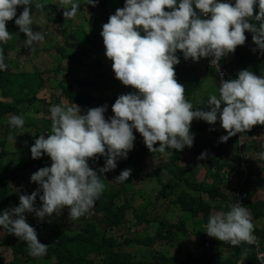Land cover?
I'll return each instance as SVG.
<instances>
[{"label": "clouds", "instance_id": "clouds-1", "mask_svg": "<svg viewBox=\"0 0 264 264\" xmlns=\"http://www.w3.org/2000/svg\"><path fill=\"white\" fill-rule=\"evenodd\" d=\"M80 3L81 0H58L57 6L63 9L65 19H74L83 3L96 6L98 0ZM32 4L41 12L45 7L35 0H0V43L7 44L12 38L6 22L14 18L20 32L26 34L25 46L43 42L42 32H34L31 27L34 24ZM18 6H23V11L17 17ZM256 6L259 11L254 14ZM252 19L256 23H250ZM245 31L252 33L254 44L264 54V0H235L234 4L222 0H125L124 6L117 8L102 25L100 35L115 78L125 86L124 91L127 86L135 91L120 94L111 106L114 115L107 119L104 115L107 105L90 108L87 104L89 109L85 114H81L76 104L50 107V131L46 129L47 136L41 134L35 139L31 156L38 159L47 154L51 166L40 167L32 173L30 179L39 187L31 192L23 188L19 205L0 214L3 233L14 234L25 241L30 255H45L47 244L39 242L35 228L27 223L24 214L35 213L41 221L53 213L59 214L65 207L69 209L71 220L87 214L105 189L101 174L114 170L117 159H126L133 149V129L141 134L149 151L162 154L166 149H171L172 154V149L182 151L185 146L193 145L190 127L194 119L214 124L219 118L227 132L220 138L222 141L238 134L243 148L249 142L254 144V140L264 143V135L259 133L251 140L241 136L255 125H264V76L244 69L236 78L226 79L231 67L228 72L221 63L224 62L222 57L245 44ZM177 50L185 60L199 62L205 57L208 66L217 68L220 63L223 75L217 70V95L207 96L211 92L208 90L201 97L208 110L194 109L186 100L185 87L177 81L174 68L180 63ZM6 69L4 50L0 47V70ZM222 105L225 106L221 109ZM8 123L13 128H22L25 121L23 116L12 115ZM156 142H159L158 148L154 147ZM238 152L241 158L225 175L230 183L244 182L251 168L248 153L245 154L244 149ZM205 155L201 153L200 158ZM99 157L105 159L103 167L97 171L89 163L90 160L97 162ZM260 158L264 159V153ZM254 165L262 166L260 162ZM130 175L131 169H125L115 179L123 182ZM250 192L249 189L237 190L228 211L209 216L205 232L233 246L242 242L250 244L256 263L264 264V242H260L257 233L264 217L257 220L253 216V207L262 198ZM38 195L42 202L40 208L35 207ZM8 244L5 246H10ZM227 254L232 257V251Z\"/></svg>", "mask_w": 264, "mask_h": 264}, {"label": "trees", "instance_id": "trees-1", "mask_svg": "<svg viewBox=\"0 0 264 264\" xmlns=\"http://www.w3.org/2000/svg\"><path fill=\"white\" fill-rule=\"evenodd\" d=\"M117 1V0H115ZM115 1L111 3H115ZM119 5L111 6L113 11L117 8L124 6L125 0H119ZM100 1L98 0V3ZM104 2V8L102 4L96 5L97 12H95L90 20L89 27L91 34L76 29L71 30L69 38L81 39L88 42L89 47L84 48L82 53L90 51L95 54L101 47H104L103 38L100 35V23L104 20H108L109 8ZM222 2H229L234 4L235 0H222ZM31 10L38 11L35 6L31 5ZM47 9V10H46ZM53 10L56 13L55 16H48L49 21L55 20L59 24L63 25L64 16L63 9L58 6L47 4L45 5L42 12L52 13ZM168 10V9H166ZM258 6L254 8V14L258 12ZM114 14V13H112ZM250 23H256L254 19L249 21ZM31 26L32 30L35 31L36 23ZM15 24V18L13 21ZM24 34L23 32H21ZM143 35V33H141ZM246 42L242 46H237L230 60V65L223 62V69H230L229 75L226 79H234L237 77L239 71L248 69L254 72L258 76H264V54L257 48L252 40V33L245 31ZM49 40V39H48ZM48 43V42H47ZM47 43L44 44L46 49ZM69 46L75 47L76 43H67ZM65 46V45H64ZM50 47V46H49ZM257 49L255 52L253 49ZM60 51L64 47H59ZM176 55L183 58L182 52L177 50ZM77 54H73V59L77 60ZM68 58L72 60V55H68ZM184 59V58H183ZM5 62V61H4ZM187 66H182V69L176 71V76L185 79L183 75L185 68L189 71V83L186 85L185 98L189 101L190 96L193 95L201 87L204 81V77L208 73L215 72L214 81L215 88L218 86L219 76L217 69L213 66L206 65V75L201 77L196 72L198 68L197 62H192L191 59L185 60ZM96 67L104 68L99 72V77L95 80H85L77 78V84L79 86H94L96 89L110 88L121 82L108 73L106 66H103L100 61H96ZM60 94L54 101L56 104L62 106H84L88 102L95 101L98 96H94L92 93L87 92L83 89H76L75 85L63 83L60 84ZM0 119L7 114L20 115L24 118V126L33 125L36 121L32 120V113L39 112L44 118L45 127H38L43 129L40 131V135L44 134L45 128L51 126V119L49 118V111L41 105L38 101V94L44 90V79L42 73L38 67L22 72L16 70H0ZM135 91L131 86H127V89L122 93H118L113 97H101L99 102L102 106L107 105L106 112L112 111L111 106L118 98L120 94H126L128 92ZM100 92V91H99ZM99 95V94H98ZM205 100V99H204ZM25 101H28L26 104ZM201 101V100H199ZM198 101V102H199ZM194 101L192 102V104ZM206 102L203 101V105L200 107L203 110H208L205 106ZM195 109V107L193 106ZM10 118V117H9ZM9 120L5 118L1 125L3 127L4 136L6 139L13 137L17 143L25 138L24 133H20L22 128H13L8 123ZM191 133L194 135V142L191 147L185 146L182 151L172 149L173 153L170 154V166H163L171 173L172 177H169L167 181L161 179L162 173L155 172H144L143 163L146 161V157L149 154H155L151 152L144 144L143 137L137 131H133L135 135L134 147L128 152L127 158H118L117 167L114 170L101 174L100 178L105 184V189L98 200H96L91 210L76 220L66 219L69 214L67 207L63 208L59 214L53 213L50 220L53 217H58V220L47 222L32 221L27 217L32 214L26 212L25 218L27 223L33 226L37 232L39 242L47 244V253L43 256L34 257L29 254V249L25 241L20 240L14 234L3 233V227L0 226V245L9 243L12 250V263L13 264H36L37 260L43 261V264H257L253 255L254 248L246 242H242L238 246H233L227 242H221L216 238L210 237L205 232V226L208 218L211 214L219 211H228L229 205L236 199V191H244L249 189L250 195H258L257 198L261 201L253 207V216L259 220L264 217V159L260 158V154L264 153V143L260 142H249L244 146V151L248 153V159L252 162L248 176L244 182L230 183L225 180L226 173L234 169L237 159L241 158L240 152L230 153L227 149L218 143V138L226 136L227 132L221 127V124H208L203 120L194 119L190 127ZM211 132L212 136L207 137V132ZM264 132V125H255L251 130L242 132L241 136L247 137L251 140L254 135ZM39 135V136H40ZM137 138V139H136ZM227 140L233 141L235 147L238 146L239 135L229 137ZM15 143L14 145H16ZM18 151L28 156L26 147L23 148L21 142H19ZM0 214L5 210L16 207L19 205V195L23 194L22 191H12L10 182L12 175L17 172L14 166H6L4 164V158L9 154L17 155L18 152H14L7 149V145H4V139H0ZM154 147H159V142H156ZM158 152V151H157ZM160 153V152H159ZM181 153H185L191 160L199 161L200 165L205 164L207 161H211V167L208 174L209 177H205L199 182L195 180L185 179L186 188L182 192L176 194L173 199V203L179 206L180 213L173 215L171 220L169 215L175 210L172 209L166 217L156 218L152 221L156 222L155 231L152 234L146 235L143 239L136 235L137 231H131L130 237H125L123 241H118L113 235L109 233V230L117 225L124 224L126 219V211L128 209L140 210V214L137 220L144 218L146 214V208L152 203L156 206L159 202L148 200L145 205L133 206V199L137 193L139 196H143L142 189L136 188L135 184L143 182L147 179V175H152V178H156L158 183H163L172 186L175 183L174 177L176 174V167L182 162ZM201 153H206L204 158L201 157ZM162 154V153H161ZM20 159V156H18ZM104 157H99L96 164L91 167L94 170L104 165ZM163 161V159H162ZM254 162H260L262 166H255ZM131 169V175L128 180L123 182L115 179L119 174L125 170ZM145 177V178H144ZM144 178V179H143ZM143 180V181H142ZM217 181V182H214ZM163 185H160L158 190ZM37 186L34 190H36ZM163 188V187H162ZM42 194V191L41 193ZM169 195V190L163 188L161 191L162 198H166ZM211 201L214 204H211ZM220 205V207H219ZM42 202L39 200V195L35 201V207L40 208ZM144 211V212H143ZM145 221L149 220L146 218ZM190 220L189 222H187ZM196 224V225H195ZM150 227L147 223H144V227ZM202 226V227H200ZM194 231V239H192L191 233ZM260 242H264V223L257 228ZM9 237V238H8ZM156 240H160L161 245L169 243L175 245L174 254L168 256L161 251H151V260L146 256L136 259L132 244L135 243V248L141 244H146L153 248V244ZM218 246V247H217ZM215 247L216 251L225 250L227 252L232 251V257L228 256L226 259L219 260L208 252V248ZM236 249V250H235ZM247 250V255H245ZM53 259V261H52ZM0 264H6L0 260Z\"/></svg>", "mask_w": 264, "mask_h": 264}, {"label": "rangeland", "instance_id": "rangeland-1", "mask_svg": "<svg viewBox=\"0 0 264 264\" xmlns=\"http://www.w3.org/2000/svg\"><path fill=\"white\" fill-rule=\"evenodd\" d=\"M100 2L96 5L102 4L104 5V2L106 1V4L108 6L109 14L115 13V10L113 11L111 6L119 5V0H99ZM115 1V3H111ZM35 3H42L44 5L52 4L57 6L58 0H35ZM83 3V0H81L80 5ZM34 5V4H33ZM35 6V5H34ZM31 8V5H30ZM104 8V6H103ZM32 9V8H31ZM47 10V9H46ZM23 11V6L17 7V17L19 14ZM55 10L51 13L41 12L38 14L37 12L31 10L32 19L33 22L36 23V30L41 31L44 35V40L42 43H34L33 47L25 46L24 41L27 39L26 34H22L19 30V27L17 25L13 24V20L6 22V28L7 30L12 34V38L8 41L7 44L0 43V47L4 50V61L7 65V69L9 70H16L17 72H22L24 70L28 71L33 69L34 67H38L42 73V77L44 79V90L41 91L40 94H38V101L41 102V105L44 104V107L50 112V107L52 105H56L54 101H57L56 98L60 94V84L63 83L65 85L73 84L75 85L76 89H83L86 90L89 93H92L94 96H98L97 98L105 97L107 95L114 96L118 93H122L125 86L120 83L119 86H115L110 91V88H104V89H96L93 85L88 86L85 89V86H79L77 84V78L85 79V80H95L99 77V72H101L104 68H98L96 67V61H100L103 66H106L108 69V73L113 77H115V73L112 70V61L109 60L105 55V47H101L95 54L91 53L90 51L82 53V50L84 48H88L89 44L86 42L87 39L82 41L81 39H73L69 38L71 34V30L78 29L83 32H87L91 34V30L89 27V20L91 16L97 12V6H92L91 4H85L83 3L80 8L77 11L76 17L74 19H64L63 25L59 24L58 21L54 22L55 20L49 21L48 16H55ZM43 18V21H42ZM108 20H104L100 23V31H102V25L104 23H107ZM39 24V25H37ZM77 32V31H76ZM49 39V40H48ZM48 42V43H47ZM75 42L76 46L72 47L69 46L67 43ZM47 43L46 49L44 48V44ZM65 45V46H64ZM50 46V47H49ZM64 47L63 50H58L59 47ZM77 54V60L73 59V54ZM72 55V60L68 58V55ZM179 58V57H178ZM180 63L178 65H175L176 71L178 72L179 69H182V66H187L184 62L183 58H179ZM224 62H228L227 65H230V60L232 59V55L227 54L226 56L222 57ZM223 64V62L221 61ZM198 68L196 69V72L198 71V74H200L201 77H204L206 75V65L208 64L205 57H203L199 62H197ZM220 65V63H219ZM175 71V72H176ZM185 75V79L179 78L176 76L177 81L187 89L186 85L189 83V78L187 77L190 73L185 68L183 70ZM226 72V71H225ZM229 72V69H228ZM215 77V72L208 73L204 77V81L200 89L195 92L193 95L190 96L189 102L192 104L195 108H201L200 106L203 105L202 95L203 93H206L208 90L211 91L207 96L211 94L217 95V88H213L212 79ZM100 91V92H99ZM1 92V88H0ZM99 94V95H98ZM201 100V101H199ZM199 101V102H198ZM207 101V99H206ZM26 104L28 101H25ZM88 106L91 107H98L101 106L99 103V100L92 101L88 103ZM81 108V114H85L87 110L89 109L87 105L79 106ZM203 109V108H201ZM32 113V120L36 121L33 125H26L23 127V130L20 131V133L25 138L21 139L19 142L22 143L23 148L26 147L27 151H29L30 155H24V153H20L18 151V146L20 145L19 142L17 143L16 139L12 137V139H6L4 136L3 127L1 125V122L7 118L9 120V117L13 114H7L4 115L0 119V139H4V145H7V149L12 151L15 146L14 152H18L17 155L9 154L4 158V164L6 166H14L17 170L16 173L12 175L10 186L12 191H17L22 189H27L30 192L34 190V188L38 185L35 182H32L30 177L32 173L37 171L40 167L51 166V159L47 154H44L42 157L38 159H33L31 156V146L34 144L35 139L38 138L40 135V131L43 129H39L38 127H45L44 118H42V114L39 112ZM50 114V113H49ZM105 118H110L114 115L112 111L105 112L104 113ZM50 118V115H49ZM206 122V121H205ZM219 118L214 124H219ZM207 123V122H206ZM209 124V123H208ZM51 126L45 128L49 132ZM133 131H136L133 129ZM47 132L45 136H47ZM259 135H264V132H260ZM212 133L209 131L207 132V137H211ZM137 139V138H136ZM17 143L16 145H14ZM218 143L225 147L227 151L230 153L237 152L243 149L241 145H243V141L239 142L240 147H235L233 141L227 140L222 141L218 138ZM1 149V148H0ZM170 152L171 149H166L165 153L161 154L159 152H156L155 154H149L146 158V161L143 163V170L144 172H154L158 171L159 173H162L161 179H169V177H172L171 173L166 171V169H163V166H170ZM247 154V153H245ZM18 156H20V159H18ZM181 160L178 162H182V164H178L176 167V176L174 177L175 183L169 187V185L158 183V180L154 177L152 178V175H147V179H144L143 182H138L135 184L136 188L142 189V196H139L137 193L134 196L133 199V206L137 207L138 205H145L148 200L156 202L158 199V204L156 206L150 205L146 208V214L144 215V218H141L140 220H137L140 214V210H133L128 209L126 211V219L124 224L117 225L109 230V233L113 235L118 241H123L125 237H130L131 231H137L136 235H138L140 238H144L146 235L152 234L155 228L156 222L152 221L154 217L156 218H162L166 217L172 209L175 208L173 213L169 215L171 220L172 216L175 214H179V206L177 204L173 203V199L179 192H182L186 188L185 179H188L190 181L195 180L199 182L205 177H209V170L211 167V161H207L205 164L200 165L199 161L197 160H191L189 156H187L185 153H181L180 155ZM163 159V161H162ZM89 166L95 165V160H90ZM165 164V165H164ZM260 165V164H258ZM155 169V170H154ZM217 182V181H214ZM160 185H163V188H166L169 190V195L166 198H162L161 191L163 188L161 187L159 190ZM259 195V194H258ZM256 195L255 197H257ZM211 204H214L213 201H211ZM220 207V205H219ZM144 212V211H143ZM177 214V215H178ZM32 219V221H40L38 217L35 216V213L30 214L27 219ZM148 219V221H145L144 219ZM66 219H69V214L66 216ZM58 220V217H53L50 220V217L46 216L42 222L49 223L50 221ZM71 220V219H69ZM174 221V220H173ZM188 220L187 222H189ZM145 224H149L150 227H144ZM196 225V224H195ZM192 239H194V231L191 233ZM135 243L133 242V252L136 259L142 258L143 256H146L151 260V251H161L164 254L170 256L174 254L175 252V245H170L169 243H166L165 245H161V242L159 240H156L153 244V248L150 246H147L146 244H141L138 247L135 248ZM218 247V246H217ZM208 252H211L213 257L223 260L228 256L227 249L216 251L215 247L208 248ZM12 250L10 246L0 245V260L6 264H13L12 263ZM53 261V259H52ZM36 264H43V261L37 260Z\"/></svg>", "mask_w": 264, "mask_h": 264}, {"label": "built area", "instance_id": "built-area-1", "mask_svg": "<svg viewBox=\"0 0 264 264\" xmlns=\"http://www.w3.org/2000/svg\"><path fill=\"white\" fill-rule=\"evenodd\" d=\"M214 65V64H213ZM215 66V65H214ZM216 67V66H215ZM217 68V67H216ZM217 70H218V72L220 73V75L222 76L223 75V72H222V69H221V67H220V65H219V63H218V68H217ZM225 105H222L221 106V109L224 107Z\"/></svg>", "mask_w": 264, "mask_h": 264}]
</instances>
